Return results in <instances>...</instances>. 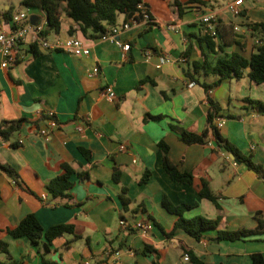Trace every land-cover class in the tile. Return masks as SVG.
Here are the masks:
<instances>
[{
  "label": "crops",
  "instance_id": "obj_1",
  "mask_svg": "<svg viewBox=\"0 0 264 264\" xmlns=\"http://www.w3.org/2000/svg\"><path fill=\"white\" fill-rule=\"evenodd\" d=\"M231 1L142 0L152 21L128 22L130 29L120 31L115 42L84 37L63 15L59 34L50 33L45 39L65 40L72 37L68 31L74 27L73 36L90 47L89 57L40 47L39 55L33 56V36L28 35L18 62L0 67V123L27 120L10 141L0 140V163L9 164L19 175L14 182L0 172V242L8 244L13 259L22 264H189L183 260L182 247L209 264H252L251 255L264 257V230L253 240L235 242H216L215 230L199 241L180 230L172 237L160 230L170 231L176 221L163 208V195L174 205L193 206L183 214L185 218L219 220L224 230L254 229L255 214L264 218V113L250 109L246 102L264 103V84L246 76L215 84L218 77L205 76L201 70L194 75L197 82L188 75L205 55L211 61L224 53L250 59L256 52L259 38L250 25L264 23V0H243L239 16L230 12ZM11 7L7 20L4 12ZM20 12L37 16L38 24L45 27L40 10L20 7L17 11L5 4L0 31L10 30L12 16ZM210 13L219 23V55L211 54L200 41L204 35L201 17ZM125 22V16L119 15L117 25ZM117 41L130 49L124 52ZM159 57L171 62L158 67ZM95 66L100 74L90 77ZM202 83L215 85L207 92ZM108 87L117 96L113 101L106 95ZM208 99L220 107L219 118L225 120L219 128L221 136L242 156L261 165V174L232 160L211 134L206 144L186 145L180 140L178 129L195 133L206 129ZM48 113L54 114L59 125L42 136L39 130L46 127ZM146 114L160 118L145 120ZM160 141L169 146V160L193 174L191 185L174 182L167 175ZM122 145L125 150L120 149ZM64 163L88 177L73 178L70 199L53 200L47 186ZM114 167L120 171L119 183L113 179ZM146 170L150 179L140 184ZM203 181L217 196L218 206L200 198ZM123 188L130 200L127 209L121 202ZM29 214L45 231L72 224L80 238L66 233L47 249L44 237L37 245L27 238L11 237L7 230ZM0 261H5L3 254Z\"/></svg>",
  "mask_w": 264,
  "mask_h": 264
},
{
  "label": "trees",
  "instance_id": "obj_2",
  "mask_svg": "<svg viewBox=\"0 0 264 264\" xmlns=\"http://www.w3.org/2000/svg\"><path fill=\"white\" fill-rule=\"evenodd\" d=\"M190 2H196L197 0H189ZM142 3V0H22L21 5L27 9L40 10L44 13L46 18V24L44 29L40 32L41 38H46L50 33L59 34L62 23V16L70 18L77 26L84 37L89 39H99L110 27L117 25L119 15L125 16L126 22L141 21V17L137 18L138 5ZM13 8H9L4 12V16L9 20V16ZM132 14V17L129 16ZM150 18L152 16L150 14ZM250 28L253 30V35L259 38V44L256 47V52L246 59L243 56L232 53L219 55L218 51L221 50V46L217 44L216 37L205 34L200 38L201 42H204L211 54L219 55L215 60H210L207 55L204 57L202 64L194 63V72L188 74L192 81L197 82L194 77L199 70L205 76H216L218 82L224 80L237 78L241 79L243 76L258 85L264 84V23L251 24ZM219 32V28H218ZM75 33L74 27H70L68 34L73 36ZM218 35V33H217ZM38 44L32 43L30 50L33 56H38ZM190 47L185 51V55H188ZM250 71L246 73L247 69ZM202 83V86L207 92L215 85ZM210 107L207 112V126L202 133H195L187 131L185 129H178L180 140L186 145L193 144H206L209 134L212 135L217 147L223 150L224 153L232 154L240 162L244 163L248 169L255 173H262V166L256 164L251 157H244L240 154L236 146L224 139L219 128L215 125V120L219 118L220 107L212 100L208 99ZM246 102L250 106V109L264 113V103L259 100L246 99ZM160 116L145 115V120L159 119ZM27 120L24 118L14 121H3L0 123V140L7 142L11 137L20 131L22 125ZM13 145V144H12ZM15 147V145H13ZM159 148L163 151V168L170 179L177 183L191 185L193 183V174L187 171H181L174 165L168 158L169 146L160 141ZM0 172L4 173L14 182H17L19 175L17 171L9 164L0 163ZM120 171L117 167L113 169V179L116 183H119ZM151 173L146 170L140 184H146L150 179ZM86 179L87 173L76 172L70 165L62 164L61 173L52 179L48 186L47 192L50 194L53 200L70 199V191L73 187V178ZM30 191V190H29ZM126 189H122L121 202L123 207L127 209L130 200L125 196ZM201 199L211 201L218 206L217 196L213 193L210 185L207 181L202 182L201 189L199 191ZM162 206L170 214L176 216V221L170 231H165L162 227L160 230L167 236L172 237L176 231H183L185 234L192 237L194 240L199 241L204 237L205 233L209 230H215L216 242H235V241H247L253 240V238L263 232L264 230V218L261 213H256L254 216L257 226L254 229H239V230H224L219 228V220H211L205 217L197 216L187 219L184 217V213L193 208L188 204L174 205L166 195L162 197ZM8 234L14 239L27 238L33 245H37L38 242L44 237L46 239L45 246H48L52 242L62 236L63 234H72L74 239L80 238L75 234L74 225L72 224H58L50 227L48 230H44L33 214L27 215L20 223L11 229L7 230ZM147 246V249H150ZM146 251V250H145ZM154 253H157L153 249ZM0 254L5 256V261H0V264H22L20 261L13 259L10 256L8 250V244L0 242ZM183 257L187 254L189 256V264H209L198 257L191 249L182 247ZM252 264H264V257L262 254L251 255ZM158 264V262H154ZM222 264V263H220Z\"/></svg>",
  "mask_w": 264,
  "mask_h": 264
},
{
  "label": "built area",
  "instance_id": "obj_3",
  "mask_svg": "<svg viewBox=\"0 0 264 264\" xmlns=\"http://www.w3.org/2000/svg\"><path fill=\"white\" fill-rule=\"evenodd\" d=\"M243 4V0H233L228 3V8L230 12L234 16H239L241 14V6ZM138 12L136 14L137 18L141 17V21L143 22H151L150 13L148 8L140 3L138 5ZM31 16L27 12H20L14 14L10 20V30L8 31H0V67L1 68H9L14 66L19 58L21 57V47L25 44L27 36H33V43H37L38 46L44 50L49 51H61L74 56H83L89 57L91 54L90 47L86 46L84 42L77 37H69L65 40L57 39L54 42H51L45 38L40 37V32L44 29V25H33L31 23ZM139 22V21H134ZM201 23L203 24V33L211 35L213 37L217 36L219 23L217 17L214 14H204L201 17ZM131 27L130 23L125 22L122 25L112 26L110 27L103 35L100 36L99 40L102 41H112L115 42L116 36L120 31L129 30ZM170 29H173L172 27ZM235 31H238V27L234 28ZM124 52H127L130 49L129 44H121L117 41ZM152 56L151 52L147 53V59H150ZM171 60L166 57H159L158 67L166 63H170ZM100 74L99 67L95 66L90 71L89 76L95 77ZM194 83H191L190 86H193ZM106 95L109 100L113 101L117 98L112 87L106 88ZM46 127L41 128L39 130V134L42 136H47L51 130H54L58 127V121L55 119L53 113H48L46 115ZM225 123L224 119L217 118L216 126L221 128ZM79 131H82V127L79 126L77 128ZM121 150H125L126 146L122 145L120 147ZM42 199L45 200V196L42 195ZM120 224L122 226H126L125 221H121ZM141 224H138V227H141ZM185 262H189V256L186 254L183 257ZM82 264H91L89 261H84Z\"/></svg>",
  "mask_w": 264,
  "mask_h": 264
},
{
  "label": "rangeland",
  "instance_id": "obj_4",
  "mask_svg": "<svg viewBox=\"0 0 264 264\" xmlns=\"http://www.w3.org/2000/svg\"><path fill=\"white\" fill-rule=\"evenodd\" d=\"M5 4L6 6H9V5H13L15 10H20V7L22 10L24 11H29V12H35V10L33 9H27L25 7H23L21 4H20V0H0V12H3L5 10Z\"/></svg>",
  "mask_w": 264,
  "mask_h": 264
},
{
  "label": "water",
  "instance_id": "obj_5",
  "mask_svg": "<svg viewBox=\"0 0 264 264\" xmlns=\"http://www.w3.org/2000/svg\"><path fill=\"white\" fill-rule=\"evenodd\" d=\"M131 17H132V14L129 16V18H131ZM31 23L33 25H37L38 24V18H37V16H35V15H32L31 16ZM247 71L249 72L250 71V68H248ZM230 158L232 160H234L236 163H240V161L238 159H236L232 154L230 155Z\"/></svg>",
  "mask_w": 264,
  "mask_h": 264
}]
</instances>
